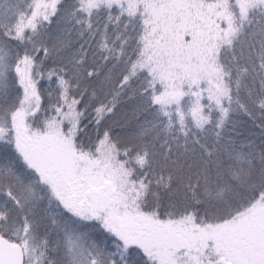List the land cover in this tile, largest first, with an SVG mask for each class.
<instances>
[{
    "label": "snow or ice",
    "instance_id": "snow-or-ice-1",
    "mask_svg": "<svg viewBox=\"0 0 264 264\" xmlns=\"http://www.w3.org/2000/svg\"><path fill=\"white\" fill-rule=\"evenodd\" d=\"M0 264H264V0H0Z\"/></svg>",
    "mask_w": 264,
    "mask_h": 264
}]
</instances>
